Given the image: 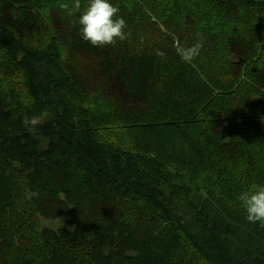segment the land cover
<instances>
[{
    "label": "trees",
    "instance_id": "1",
    "mask_svg": "<svg viewBox=\"0 0 264 264\" xmlns=\"http://www.w3.org/2000/svg\"><path fill=\"white\" fill-rule=\"evenodd\" d=\"M148 1L111 0L123 18V3L139 4L127 8L130 15L139 9L150 18L145 25L126 28L124 40L92 47L80 39L77 24L88 0H79V9L76 0H66L68 13L55 20V0H0V67L22 74L32 102L24 105L10 91L0 93V218L13 210V184L24 182L27 195L44 202L35 215L54 226L43 231L51 237L42 248L47 264H264V224L247 221L243 208L227 210L226 215L214 198L201 202V191L188 197V185L175 182L173 157L108 141L100 132L111 130L115 117L98 104H82L79 91L62 90L84 82L82 74L62 59L61 31L68 35L72 55L95 65L91 75L96 72L100 79L114 81L125 101L141 103L153 94L154 101L171 95L182 100L176 99L177 107L166 108L156 117L162 120L151 125L185 128L188 113L193 123H205V145L224 149L226 155L219 166L213 161L214 172L228 181L224 189L212 185L215 198H227V189L239 202L238 195L251 184H264V93L243 90L245 106L238 111L250 118L252 133H244L245 123L236 111L215 118L220 113L202 102L205 95L218 97L214 89L240 88L242 67L254 77L250 82L264 89V54L253 53L264 48V0H206L232 24L234 45H223L215 36L178 38L167 28L166 33L158 24L160 13ZM157 8L169 11L165 0ZM35 36L44 42L37 45ZM174 37L180 48L202 40L199 55L183 61L169 41ZM212 47L213 59L205 54ZM220 50L224 67L216 64ZM160 51L164 57L157 55ZM252 95L257 100L252 101ZM191 96L196 97L195 105L189 104ZM233 99L228 96L227 101ZM129 108L135 112L133 105ZM138 109L145 111L147 104H138ZM50 112L49 119L39 122ZM223 124L239 129L219 139ZM119 125L113 130L117 138ZM240 134H246L247 144L236 148ZM196 148L199 166L208 158L218 159L209 153L211 148ZM4 241L0 230V245Z\"/></svg>",
    "mask_w": 264,
    "mask_h": 264
},
{
    "label": "rangeland",
    "instance_id": "2",
    "mask_svg": "<svg viewBox=\"0 0 264 264\" xmlns=\"http://www.w3.org/2000/svg\"><path fill=\"white\" fill-rule=\"evenodd\" d=\"M162 0H149L148 4L153 6L160 13V28L166 33L175 32L178 38L182 37H193L196 35H204L206 37L215 36L217 40L223 45L227 41L234 39L235 35L231 30L232 24L229 22L228 18L223 15L219 9L214 7L211 3L206 0H165V4L169 9L166 11L157 8L158 4ZM88 4V3H86ZM139 4L134 3H123V9L125 10L124 19L127 23V29H131L132 25L142 24L145 25V19L150 18L146 14H141L139 9L134 11L133 14H129L127 8L130 5ZM114 5V3H113ZM53 19H57L61 15H66L68 13V6L66 0H55V3L51 9ZM147 13L152 17L156 18L147 11ZM170 13H174L172 16ZM119 15V13H118ZM120 16V15H119ZM169 30V32L166 30ZM240 29L241 26H238ZM35 43L37 45L44 42L41 36H35ZM59 40L63 52V60L67 66L74 67L82 74V79L84 84L81 87H63L64 93H74L79 91L81 95L80 102L82 104L96 106L97 104L103 107L105 110L109 111L114 117L115 121L113 123V128L109 131H101L100 133L108 141H113V143H123L126 148L137 147L143 151L158 153L163 157H173L177 163L173 165L172 172L176 175L175 182L181 184L186 183L188 187L185 189V194L192 197L197 191L203 193L204 198H201V202L214 198L216 203L222 211L229 215L227 210H232L234 208L240 209L242 205L240 202L232 198V194L226 189L228 194L227 198L220 199L215 198L212 191V185L217 184L220 188H227L225 183L228 181L226 177H220L214 172L213 161H215V166L221 165L223 160L226 158L224 149L207 147L205 145V139L209 135V129L205 127L204 124H195L194 116L188 113L186 119L183 118L185 122L184 127H156L150 123L155 122V120H162L160 113L166 108L175 109L176 99L178 102L182 103V100L178 97L175 98L171 95L169 99H164L163 101L152 100L156 98L157 94H153L146 97L143 102L147 104V109L140 113L138 109V104L135 102H127L126 99L119 97L118 85L112 80L100 79L98 75H93L95 65L90 63H85L81 61V58H76L72 55L69 49L68 35L61 31ZM169 41L174 42V46L179 51L180 45H178L179 40L175 37L169 39ZM206 40H204L205 42ZM264 41V38L261 42ZM246 43V42H245ZM234 45V44H233ZM213 47L208 48L206 51V56L211 59L214 58ZM259 54H264L263 46L253 52ZM83 57V56H81ZM223 57H225L224 51L220 50L218 55V61L216 64L220 67L223 66ZM96 70V67H95ZM251 78L254 77L245 70V67L240 68V74L238 80L240 82V88H236L232 91L219 92L216 89L212 90L213 94L218 96H203L202 102L204 105L211 103L215 107L216 112L220 114H214L216 118L222 116L223 112H237V117L244 121L245 128L244 133H252L254 129L251 125L250 118L245 114L239 112L238 110L245 106V97L243 95V90L247 93H264V89L260 90V85L250 82ZM262 85V84H261ZM3 91H10L14 98L20 97L24 105H31L32 102L29 101V97L26 94L24 79L22 74L13 67H0V93ZM234 96L233 102L229 103L227 101L228 96ZM68 96V95H67ZM252 101L257 100L255 95L250 97ZM73 103L77 101L72 98ZM190 105L196 104V97L191 96L189 100ZM133 105L134 111L130 110L129 106ZM150 109V112L147 110ZM53 114H44L39 122L46 121ZM133 117L132 119H130ZM200 119L205 121L204 116H200ZM102 124L103 121L101 120ZM120 125V137H114L113 130L116 125ZM195 122V121H194ZM185 129V132L184 130ZM239 128H234L229 125L223 124L218 131V138L225 139L231 136L230 134L235 133ZM264 133V132H263ZM233 137V136H232ZM234 138V137H233ZM259 140L260 137H258ZM264 140V134L261 137ZM235 140V139H234ZM236 148H243L247 144L246 134L236 137ZM201 145L203 148H211L209 153L213 156H217L218 159L208 158L202 166H199L200 156L196 145ZM46 145H44L45 147ZM22 181V180H21ZM24 181V180H23ZM22 181V182H23ZM24 183V182H23ZM23 183L15 182L13 184L14 200L16 201L13 205V210H8L0 218V230L4 234L5 241L0 245V259L5 260L4 264H47V260L43 253V245L51 241V237L48 235H43V231L49 228H54V226L49 225L45 218L35 215L43 208L44 202L40 199L35 202L31 199L26 192ZM214 208V207H213ZM216 211H218L215 208Z\"/></svg>",
    "mask_w": 264,
    "mask_h": 264
},
{
    "label": "clouds",
    "instance_id": "3",
    "mask_svg": "<svg viewBox=\"0 0 264 264\" xmlns=\"http://www.w3.org/2000/svg\"><path fill=\"white\" fill-rule=\"evenodd\" d=\"M75 8H80L76 0ZM119 9L111 0H88L86 9L77 19L80 39L92 47L114 45L118 40L127 38V23L118 15ZM203 41L188 48H180L179 55L183 61L191 62L199 55ZM164 57L165 53H157ZM245 218L249 222L264 224V184H251L247 190L238 195Z\"/></svg>",
    "mask_w": 264,
    "mask_h": 264
}]
</instances>
